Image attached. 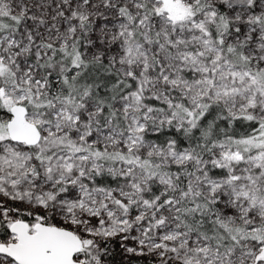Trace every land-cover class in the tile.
<instances>
[{
	"label": "snow or ice",
	"instance_id": "snow-or-ice-1",
	"mask_svg": "<svg viewBox=\"0 0 264 264\" xmlns=\"http://www.w3.org/2000/svg\"><path fill=\"white\" fill-rule=\"evenodd\" d=\"M0 264H264V0H0Z\"/></svg>",
	"mask_w": 264,
	"mask_h": 264
}]
</instances>
